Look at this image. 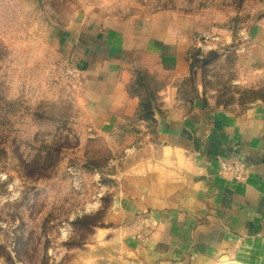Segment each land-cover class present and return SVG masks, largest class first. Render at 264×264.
I'll use <instances>...</instances> for the list:
<instances>
[{
    "label": "rangeland",
    "instance_id": "374dc122",
    "mask_svg": "<svg viewBox=\"0 0 264 264\" xmlns=\"http://www.w3.org/2000/svg\"><path fill=\"white\" fill-rule=\"evenodd\" d=\"M151 21L188 31L190 72L123 53L139 109L101 132L87 57L118 53L103 39ZM263 48L264 0H0V264H142L136 231L151 224H114L111 213L128 167L160 150L153 109L184 114L198 101L242 114L264 104Z\"/></svg>",
    "mask_w": 264,
    "mask_h": 264
},
{
    "label": "crops",
    "instance_id": "0c3cea01",
    "mask_svg": "<svg viewBox=\"0 0 264 264\" xmlns=\"http://www.w3.org/2000/svg\"><path fill=\"white\" fill-rule=\"evenodd\" d=\"M180 26L151 21L127 38L113 32L103 41L118 53L87 57L85 95L101 132L139 109L129 92L136 66L123 53L144 51L159 58L160 72L189 74L191 38ZM171 89L163 102L172 104ZM165 108L153 109L160 150L123 174L112 222L151 224L145 236L136 231L144 237L142 264H264V104L242 114L198 101L184 114ZM223 163L240 166L242 177L225 173Z\"/></svg>",
    "mask_w": 264,
    "mask_h": 264
},
{
    "label": "built area",
    "instance_id": "2783aa9c",
    "mask_svg": "<svg viewBox=\"0 0 264 264\" xmlns=\"http://www.w3.org/2000/svg\"><path fill=\"white\" fill-rule=\"evenodd\" d=\"M222 170L225 173H229L230 176L235 177V178H241L242 177V169L240 166H232L227 163L222 164Z\"/></svg>",
    "mask_w": 264,
    "mask_h": 264
},
{
    "label": "water",
    "instance_id": "95a60500",
    "mask_svg": "<svg viewBox=\"0 0 264 264\" xmlns=\"http://www.w3.org/2000/svg\"><path fill=\"white\" fill-rule=\"evenodd\" d=\"M117 203H118V199L116 198V205H117Z\"/></svg>",
    "mask_w": 264,
    "mask_h": 264
}]
</instances>
